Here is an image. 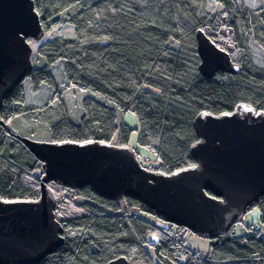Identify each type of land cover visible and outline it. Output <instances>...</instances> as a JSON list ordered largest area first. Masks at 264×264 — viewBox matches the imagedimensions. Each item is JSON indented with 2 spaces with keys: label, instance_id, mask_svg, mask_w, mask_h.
<instances>
[{
  "label": "trees",
  "instance_id": "1",
  "mask_svg": "<svg viewBox=\"0 0 264 264\" xmlns=\"http://www.w3.org/2000/svg\"><path fill=\"white\" fill-rule=\"evenodd\" d=\"M210 1L34 0L46 32L67 24L73 34L41 45L33 53L34 69L26 78L34 93L43 85L51 87L52 98L35 117L36 123L47 127L49 137L24 135L17 128L21 115L34 116L39 109L26 104L22 84L4 101L0 198L40 196L42 163L17 135L53 142L99 140L130 146L138 156L139 149L151 147L153 162L144 167L172 173L196 164L190 149L198 141L193 122L199 113L220 115L241 103L264 111V66L254 62L249 46L254 41L264 56V5L249 9L238 0H213L218 7L212 9ZM198 29L242 65L239 74L220 71L213 78L200 74ZM58 66L63 67L69 87L84 91L78 121L70 116L59 89L54 75ZM126 112L136 115L137 127L122 119ZM134 133L136 144L131 145ZM61 189L69 196L56 195L65 243L38 264H107L121 256L129 264H155L151 252L163 264H264V232L253 226L235 236V224L226 234L210 239L206 255L188 246L179 251L178 239L186 242L190 230L138 217L137 211L155 215L145 204L130 197L108 200L90 186ZM254 207L260 209L258 224L264 228V197L248 211ZM152 234L159 237L153 246L147 243Z\"/></svg>",
  "mask_w": 264,
  "mask_h": 264
},
{
  "label": "water",
  "instance_id": "2",
  "mask_svg": "<svg viewBox=\"0 0 264 264\" xmlns=\"http://www.w3.org/2000/svg\"><path fill=\"white\" fill-rule=\"evenodd\" d=\"M45 34L34 0H0V113L4 101L34 69L29 39L39 41ZM195 37L203 77L242 71V65L202 29ZM0 125L6 126L1 116ZM193 126L198 141L190 153L196 164L172 173L144 167L130 146L17 135L42 163L43 176L39 198H0V264H38L64 245L51 183L70 189L90 186L108 200L133 198L159 220L209 240L229 232L264 197V111L241 103L220 115L201 112ZM158 242L155 234L147 238L151 246ZM107 264L129 260L121 256Z\"/></svg>",
  "mask_w": 264,
  "mask_h": 264
},
{
  "label": "rangeland",
  "instance_id": "3",
  "mask_svg": "<svg viewBox=\"0 0 264 264\" xmlns=\"http://www.w3.org/2000/svg\"><path fill=\"white\" fill-rule=\"evenodd\" d=\"M238 1L246 5L249 9H255L264 5V2L262 0H238ZM210 6L212 9L218 7L213 0L210 1ZM72 31H73L72 26L67 24L61 25L57 28L52 29L51 31L46 32L43 39L39 41L34 39H29V42L31 46L34 48V52H36L41 45H43L47 41L52 40L56 36H64V37L72 36L73 34ZM249 46L252 51L254 62L259 66H264V56L259 46L254 41H250ZM54 75L58 79L59 89L60 91L63 92L62 96L65 100V105L68 111L70 112V116L74 121H78V119L81 116L80 107H81L82 97L84 96V91L69 87L62 66H58L54 69ZM22 85L25 88L24 93L26 98V104L34 105L39 109L35 110L34 116L21 115L19 117L20 124L17 125V128L24 135H32L35 137L47 138L50 136L49 130L45 125L41 124L42 122L39 124L36 123L35 117L39 116L41 108L44 106V104L47 101H49V99L52 98L51 87L47 85H43L37 93H34L31 91L27 79L22 82ZM51 105L52 108L55 109L58 106V99L54 100ZM38 119H41V117H39ZM122 119L125 121V123H127L131 127L135 128L138 126V119L136 115L132 112H126L124 115H122ZM136 135L137 133H134L132 135L131 145L136 144V137H137ZM139 151L141 155L145 154V149H139ZM136 215L150 222H156V220L158 219L155 215L142 211H137ZM260 216H261L260 209L258 207L252 208L250 211L247 212L246 215H244V217H242L241 222L236 223L234 235L240 236L248 233L249 231L248 228L250 226L259 223ZM185 237L187 240L185 243L190 249H193L202 255H206L210 245L209 239L200 237L191 231L187 232L185 234ZM151 255L155 264H163V262L155 255V253L151 252ZM130 264H144V263L133 262Z\"/></svg>",
  "mask_w": 264,
  "mask_h": 264
},
{
  "label": "built area",
  "instance_id": "4",
  "mask_svg": "<svg viewBox=\"0 0 264 264\" xmlns=\"http://www.w3.org/2000/svg\"><path fill=\"white\" fill-rule=\"evenodd\" d=\"M153 154H154V151L151 147H146L145 148V154L141 155L140 154V160L143 164L145 165H150L152 162H153ZM50 187L52 188V190L54 191V193L56 195H58L60 198H69L68 194L66 191H64L63 189H61L60 186L56 185V184H51ZM253 228L256 230V231H261V232H264V228L260 225V224H255L253 225ZM183 240V239H181ZM178 243H179V247H178V250L179 251H182L184 249H188L187 245L185 242L183 241H180L178 239Z\"/></svg>",
  "mask_w": 264,
  "mask_h": 264
}]
</instances>
